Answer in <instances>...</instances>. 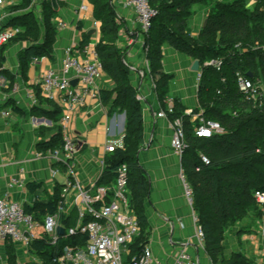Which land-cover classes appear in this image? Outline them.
<instances>
[{
    "label": "crops",
    "instance_id": "crops-1",
    "mask_svg": "<svg viewBox=\"0 0 264 264\" xmlns=\"http://www.w3.org/2000/svg\"><path fill=\"white\" fill-rule=\"evenodd\" d=\"M22 3L23 0H3L0 5L3 25L19 28V32L0 48V197L8 193L10 198L20 202L26 211L42 221L47 213L54 211L64 177L61 173L51 174L53 163L48 157L35 156L38 151L61 145V105L42 94L41 72L46 67L60 70L67 46L75 44L79 50L77 55L84 58V49H97L105 37L102 21L94 16L92 0H63L56 13L45 8L41 15L33 8L31 0L26 5ZM259 3V0L243 1L247 9H253ZM81 6L85 9H80ZM261 8H264V1ZM24 14H29L39 27L37 39L22 36L21 16ZM118 14L117 18L114 14L112 16L116 29L111 43L121 53L122 61L140 71L144 68L143 54L138 44H129L138 30L136 17L125 8H119ZM207 14L208 8L203 4L196 3L191 7L185 29L189 36L199 35ZM59 18L65 23L63 28L57 27ZM94 20L99 21L97 28L93 27ZM45 26L52 32L47 42L44 41ZM160 48L156 73L150 71V75L144 70L143 81L136 72L128 70L127 75L133 95L135 87L141 83L146 96V107L140 109L143 140L133 156L136 172L130 185L132 188L133 180L140 175L146 183V195L141 218L134 213L139 221V233L124 248L123 257L128 261L146 245L161 263L172 264L175 253L184 248L196 264H210L205 247L197 242V216L193 206L184 199L179 177L181 170L189 176V156L185 151L179 155L171 149L172 130L168 119L153 117V112L165 107V97L172 98L175 114L184 116L189 147V134L198 123L195 113L203 111L195 86V72L191 70L195 59L176 50L167 41ZM106 76L104 71L97 83L96 94L85 98V104L74 111L70 123L78 140L77 178L83 185L95 179L101 158L105 160V169L96 183L112 181L113 166L118 163L121 151L105 154L102 144L111 135L121 131L127 134L126 112L115 103V84ZM151 78L156 85L161 78L166 79L162 93L157 87L156 91L151 88ZM199 154L202 153L197 152ZM13 178L22 185L14 184ZM60 222L70 224L65 217ZM4 252L6 264L11 257L17 262L35 257L33 247L26 254L11 243L6 245ZM253 264H264V258H257Z\"/></svg>",
    "mask_w": 264,
    "mask_h": 264
},
{
    "label": "trees",
    "instance_id": "trees-1",
    "mask_svg": "<svg viewBox=\"0 0 264 264\" xmlns=\"http://www.w3.org/2000/svg\"><path fill=\"white\" fill-rule=\"evenodd\" d=\"M206 1L150 0L158 9V15L148 43L152 74L158 69L160 46L165 41L197 59L200 64L207 59H221L219 70L212 66L203 67L198 95L205 118L217 120L223 130L209 138H195L190 132L189 147L185 150L189 156L188 177L194 191L193 208L205 233V250L211 253L218 250L225 229L255 207L254 192H264V104L253 106L245 101L234 79L235 72L240 71L250 73L252 79H260L264 85V8H261L264 0H259L253 9H247L244 0L223 1L209 6L206 25L197 37H191L185 31L191 7L196 3L206 4ZM27 2L23 0L22 4ZM92 2L94 16L102 21L105 37L102 46L98 45L96 50L104 71L115 84V103L126 112V148L118 154V162H127L130 167V188L131 177L136 172L133 156L143 140L140 106L131 93L128 69L121 60V53L109 51L114 47L111 38L116 28L108 0ZM21 25L22 36L38 38L39 27L29 14L21 16ZM155 26L157 29L153 32ZM51 35V28L45 26L44 41L47 42ZM165 82V78L158 82L160 93L166 88ZM232 111L238 113L237 117L231 116ZM197 151L209 159L208 165L201 163ZM198 167L199 171L196 170ZM145 195L146 183L137 175L130 188V202L138 219L142 216ZM258 211L264 213V208ZM69 242V239L62 240L59 247ZM37 245L44 248V254L50 258L49 264H56L52 259L59 247L41 241H36L33 247ZM229 262L250 264L237 258Z\"/></svg>",
    "mask_w": 264,
    "mask_h": 264
},
{
    "label": "built area",
    "instance_id": "built-area-1",
    "mask_svg": "<svg viewBox=\"0 0 264 264\" xmlns=\"http://www.w3.org/2000/svg\"><path fill=\"white\" fill-rule=\"evenodd\" d=\"M63 0H31L33 8L41 15L42 10L49 8L51 12H57L60 2ZM3 0H0V5ZM108 6L117 18L118 9H130L138 24L135 39L129 40V44H138L144 57V68L139 71L135 66L123 60L124 65L131 72L139 74L143 81L144 70L150 74L149 43L148 37L154 19L158 15V9L150 0H108ZM80 9H85L81 6ZM57 27L63 28L65 23L57 19ZM99 21H93V27L97 28ZM19 28L3 25V17L0 16V48L11 40ZM264 48V46H263ZM75 44L65 48V56L60 70L46 67L40 75V90L44 97L58 102L61 105L60 133L61 145L47 148L35 153L36 157H48L53 167L51 174L61 173L64 177L61 184L60 198L53 212L47 213L42 221L33 213L27 212L22 204L9 197L5 193L0 197V264H6L5 247L11 243L28 254L36 241L59 247L62 240L70 242L59 247L53 256L56 264H164L152 253L149 246L144 245L140 251L128 261L123 257V250L128 243L139 233V221L131 208L129 194V172L127 162H118L113 166V179L108 183H96L105 169V160L98 161V169L95 179L89 184L83 185L77 178L76 154L78 152V140L75 132L70 128L74 111L85 104V98L96 94L97 83L103 76V65L94 47L84 49V58L79 57ZM212 66L219 70L221 59H207L199 63L195 72V86L199 89L203 67ZM151 75V74H150ZM235 84L242 98L253 106H261L264 102V85L260 79H252L249 73L236 71ZM76 80L75 85L71 84ZM224 79L222 78V81ZM156 82L151 78V88L156 91ZM134 99L140 109L146 107V96L141 88V83L135 87ZM165 107L153 112L154 119L167 118L171 127L170 147L182 155L188 147L186 131L184 128L183 114L176 115L172 98L165 97ZM7 114V112H3ZM187 114H192L187 111ZM173 115L169 119V116ZM236 111L231 112L232 117H237ZM198 123L193 128L195 138H209L221 133L223 128L217 120L205 118L203 111L195 113ZM126 145V132L121 131L109 136L102 144L105 154L123 151ZM202 164L208 165L209 159L199 154ZM197 171L200 170L198 167ZM183 196L185 201L193 206L194 191L192 184L184 171L179 174ZM12 182L22 185L16 178ZM11 182V183H12ZM255 208L263 210L264 192H254ZM65 217L70 224L60 222ZM63 227V234L57 232V227ZM260 235L264 238V223L260 226ZM197 242L205 247L204 232L197 225ZM264 258V257H263ZM172 264H196L193 257L186 249H179L173 258ZM210 264H213L211 261Z\"/></svg>",
    "mask_w": 264,
    "mask_h": 264
},
{
    "label": "rangeland",
    "instance_id": "rangeland-1",
    "mask_svg": "<svg viewBox=\"0 0 264 264\" xmlns=\"http://www.w3.org/2000/svg\"><path fill=\"white\" fill-rule=\"evenodd\" d=\"M223 1L227 2L229 0H207L206 4L203 5L208 8L215 3ZM156 29L157 26L154 27L153 32H156ZM100 46H102V43H100L98 47ZM109 51L112 53L119 52L115 47L110 48ZM131 93L133 92L131 91ZM197 152L200 153L201 151ZM263 223L264 213L252 207L247 215H244L238 219L236 223L230 224L225 229L218 250L216 252H208L211 261L216 264H229V261L233 258H237L239 261L253 264L257 258L264 257V238L259 232L260 226ZM212 249L213 248H211L210 251H212ZM33 254L35 257L31 258L29 261L24 260L23 262H17L15 257H11L9 259V264H49L50 258L44 254V248L39 245L33 247Z\"/></svg>",
    "mask_w": 264,
    "mask_h": 264
},
{
    "label": "water",
    "instance_id": "water-1",
    "mask_svg": "<svg viewBox=\"0 0 264 264\" xmlns=\"http://www.w3.org/2000/svg\"><path fill=\"white\" fill-rule=\"evenodd\" d=\"M206 23H207V19L204 20L203 26H205ZM198 68H199V61H198L197 59H195V60L193 61L192 65H191V70L196 71V70H198ZM249 74H250V73H249ZM75 83H76V80H72V81H71V84H72V85H75ZM57 232H58L59 234H63V232H64L63 227L58 226V227H57Z\"/></svg>",
    "mask_w": 264,
    "mask_h": 264
}]
</instances>
